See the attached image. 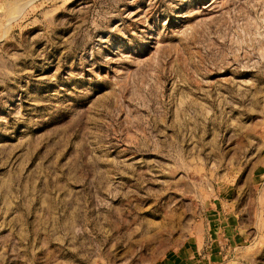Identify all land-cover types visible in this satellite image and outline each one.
Wrapping results in <instances>:
<instances>
[{
  "label": "rangeland",
  "instance_id": "1",
  "mask_svg": "<svg viewBox=\"0 0 264 264\" xmlns=\"http://www.w3.org/2000/svg\"><path fill=\"white\" fill-rule=\"evenodd\" d=\"M223 213L202 264H264V0H0V264H185Z\"/></svg>",
  "mask_w": 264,
  "mask_h": 264
},
{
  "label": "crops",
  "instance_id": "2",
  "mask_svg": "<svg viewBox=\"0 0 264 264\" xmlns=\"http://www.w3.org/2000/svg\"><path fill=\"white\" fill-rule=\"evenodd\" d=\"M214 220L217 222H213L209 238L206 241L196 240V242H194L196 244V249L193 250V252L189 248L187 249V256H190L193 260L189 261V263L185 261V264H202L219 260L223 258V255L222 257H220V255L226 252L224 248L228 243L231 247L241 243L242 233L239 230V225L236 226L235 224V217L223 213L222 216L219 215ZM198 243L201 245H197ZM202 244L204 248H202ZM191 252L192 254H190Z\"/></svg>",
  "mask_w": 264,
  "mask_h": 264
}]
</instances>
